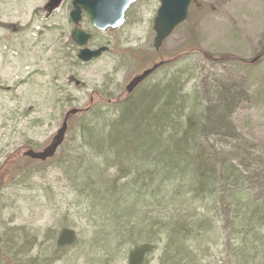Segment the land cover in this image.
Wrapping results in <instances>:
<instances>
[{
	"label": "rangeland",
	"instance_id": "1",
	"mask_svg": "<svg viewBox=\"0 0 264 264\" xmlns=\"http://www.w3.org/2000/svg\"><path fill=\"white\" fill-rule=\"evenodd\" d=\"M48 1L0 0V264H28L33 259L36 264H127L124 249L119 250L126 236L120 232L114 238L113 221L103 224L97 217L83 177L89 161L96 167V182L103 178L114 184L121 173L112 160L107 163L95 155L98 149L87 130L104 131L118 114L117 99L126 95L130 81L160 62L164 65L141 87L164 88L176 75L178 104L183 96L191 103L198 96L206 105L214 81L237 95L234 123L254 157L260 158V166L249 175L264 171V0H195L187 21L159 52L153 48L157 0H138L115 30L98 32L84 18L80 29L92 34L90 47L109 48L90 64L78 62V48L71 40L73 0L52 14L45 8ZM74 109L81 113L69 121L54 158L42 162L24 156L50 145ZM119 180L137 181L134 176ZM137 182L132 187L145 199L154 188ZM132 187L128 185V192L139 198ZM244 187L249 191L252 185ZM262 192L257 188L250 196ZM196 206L185 204L187 212L173 211L175 218L189 217ZM144 212L137 206L125 216L135 221ZM65 229L78 237L66 255L56 246ZM226 235L219 231L196 240L203 264H230ZM160 256L161 249L152 264H159Z\"/></svg>",
	"mask_w": 264,
	"mask_h": 264
},
{
	"label": "trees",
	"instance_id": "2",
	"mask_svg": "<svg viewBox=\"0 0 264 264\" xmlns=\"http://www.w3.org/2000/svg\"><path fill=\"white\" fill-rule=\"evenodd\" d=\"M216 82L211 84L209 105L198 96L192 103L183 96L178 104L176 75L164 88L140 87L117 99L118 114L104 131L87 128L98 149L95 155L107 163L112 160L111 165L120 170L119 179L134 176L143 188H154L144 199L132 187L140 184L137 181L120 184L118 179L107 184L101 178L96 182L92 161L83 173L90 188L87 200L97 217L103 224L113 221L114 238L120 232L126 236L119 250L124 249L127 264H152L160 249L159 264H203L195 242L219 231H227L231 242L230 264H264V171L249 175L260 158L254 157L234 123L237 95ZM248 183L251 191H245ZM128 185L139 198L128 192ZM257 188L262 194L250 196ZM189 202L197 205L192 215L175 218L173 211L186 213L183 206ZM137 206L144 208V214L135 221L126 219L125 214ZM110 236L107 243L112 244ZM77 238L65 229L57 250H65L66 255L77 246ZM28 264L36 263L33 259Z\"/></svg>",
	"mask_w": 264,
	"mask_h": 264
},
{
	"label": "water",
	"instance_id": "3",
	"mask_svg": "<svg viewBox=\"0 0 264 264\" xmlns=\"http://www.w3.org/2000/svg\"><path fill=\"white\" fill-rule=\"evenodd\" d=\"M137 1L138 0H74L72 2L70 21L73 25L77 26V28L72 32L71 39L79 48L77 54L78 61L83 64H89L99 60L109 51V48L106 46L98 49H91L88 47L92 40V35L78 28L82 21V15L84 14L86 16L92 27L98 32L115 30L124 24L127 11ZM157 1L159 2V8L153 23V31L155 33L153 48L155 51H159L164 42L171 37L174 31L187 21L190 8L194 3L193 0ZM63 2L64 0H49L45 8L49 14H52L61 7ZM163 65L164 63L160 62L152 68L145 70L137 78H134L126 87L127 93L131 94L136 86L150 77ZM79 113H81V110L74 109L66 114L62 127L58 130L50 145L42 152L37 153L31 150L24 154V156L31 160L42 162L54 158L65 141L70 119Z\"/></svg>",
	"mask_w": 264,
	"mask_h": 264
},
{
	"label": "flooded vegetation",
	"instance_id": "4",
	"mask_svg": "<svg viewBox=\"0 0 264 264\" xmlns=\"http://www.w3.org/2000/svg\"><path fill=\"white\" fill-rule=\"evenodd\" d=\"M66 1H67V0H65L64 2H66ZM73 1H74V0H73ZM73 1H72V2H73ZM72 2H71V4H72ZM70 6H71V5H70ZM71 11H72V6H71ZM71 11H70V13H71ZM82 16H83V17H82V21H83L84 18H86V17H85L84 14H83ZM69 19H70V14H69ZM82 21L80 22V25H81ZM80 25L78 26L79 29H80ZM73 26H74V29H73V31H74V30L77 28V26H75V25H73ZM80 30H82V29H80ZM73 31H72V32H73ZM83 31H84V30H83ZM85 32H86V31H85ZM87 33H88V32H87ZM90 34H91V33H90ZM91 35H92V34H91ZM92 41H93V38H92V40L90 41V44L92 43ZM90 44H89V46H88L89 48H91V47H90ZM76 47H77V46H76ZM100 47H103V46H100ZM100 47L91 48V49H98V48H100ZM77 48H78V47H77ZM78 51H79V48H78ZM159 51H160V50H159ZM159 51H158V52H159ZM155 52H156V51H155ZM78 62H79V61H78ZM79 63H80V62H79ZM158 64H159V63H158ZM142 73H143V72H142ZM153 74H155V72H154ZM153 74H152V75H153ZM139 75H141V74H139ZM139 75H136L134 78H137ZM152 75H151V76H152ZM134 78H133V79H134ZM148 78H149V77H148ZM148 78H147V79H148ZM133 79H132V80H133ZM147 79H145V80H144L143 82H141L138 86H136L135 89L132 91L131 94H128L127 91H126V95H132V94H133L138 88H140V87L146 82ZM132 80H131V81H132ZM131 81H130V82H131Z\"/></svg>",
	"mask_w": 264,
	"mask_h": 264
}]
</instances>
